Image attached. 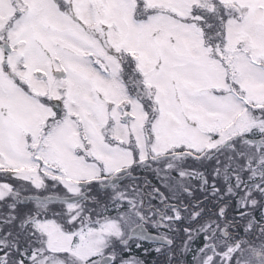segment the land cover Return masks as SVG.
I'll return each mask as SVG.
<instances>
[{
    "label": "snow or ice",
    "instance_id": "obj_1",
    "mask_svg": "<svg viewBox=\"0 0 264 264\" xmlns=\"http://www.w3.org/2000/svg\"><path fill=\"white\" fill-rule=\"evenodd\" d=\"M0 264H264V0H0Z\"/></svg>",
    "mask_w": 264,
    "mask_h": 264
}]
</instances>
